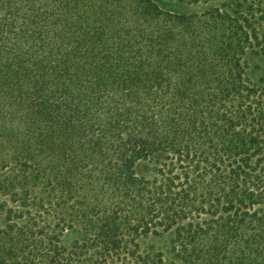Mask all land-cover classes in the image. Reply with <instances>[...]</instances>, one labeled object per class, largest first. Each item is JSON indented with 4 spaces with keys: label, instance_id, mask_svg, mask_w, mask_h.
Listing matches in <instances>:
<instances>
[{
    "label": "trees",
    "instance_id": "16d2710c",
    "mask_svg": "<svg viewBox=\"0 0 264 264\" xmlns=\"http://www.w3.org/2000/svg\"><path fill=\"white\" fill-rule=\"evenodd\" d=\"M220 1L0 0V264H264V0Z\"/></svg>",
    "mask_w": 264,
    "mask_h": 264
},
{
    "label": "rangeland",
    "instance_id": "374dc122",
    "mask_svg": "<svg viewBox=\"0 0 264 264\" xmlns=\"http://www.w3.org/2000/svg\"><path fill=\"white\" fill-rule=\"evenodd\" d=\"M159 5L164 9L183 13H201L213 7L220 6V0H213L205 3L184 5L175 2H166L165 0H156ZM259 35L261 38L260 46H254L246 53L247 74L252 84L259 88L264 89V26L259 28ZM151 164H144L138 168L139 173L151 176ZM172 234H162L159 236L149 235L140 240L141 250L145 253L162 254L163 263L167 264L171 260L170 250L172 247Z\"/></svg>",
    "mask_w": 264,
    "mask_h": 264
}]
</instances>
